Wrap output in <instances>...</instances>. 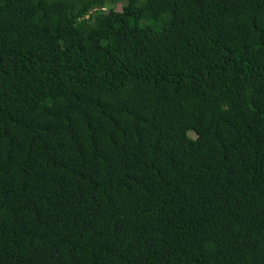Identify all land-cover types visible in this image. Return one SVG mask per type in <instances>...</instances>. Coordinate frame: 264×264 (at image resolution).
<instances>
[{"label": "trees", "instance_id": "obj_1", "mask_svg": "<svg viewBox=\"0 0 264 264\" xmlns=\"http://www.w3.org/2000/svg\"><path fill=\"white\" fill-rule=\"evenodd\" d=\"M0 264H264V0H0Z\"/></svg>", "mask_w": 264, "mask_h": 264}, {"label": "rangeland", "instance_id": "obj_2", "mask_svg": "<svg viewBox=\"0 0 264 264\" xmlns=\"http://www.w3.org/2000/svg\"><path fill=\"white\" fill-rule=\"evenodd\" d=\"M123 5H124V3H118V4L116 5L117 10H118V11H121V10L123 9ZM107 10H109V9H106L105 11H107Z\"/></svg>", "mask_w": 264, "mask_h": 264}, {"label": "clouds", "instance_id": "obj_3", "mask_svg": "<svg viewBox=\"0 0 264 264\" xmlns=\"http://www.w3.org/2000/svg\"><path fill=\"white\" fill-rule=\"evenodd\" d=\"M104 10H106V8H104Z\"/></svg>", "mask_w": 264, "mask_h": 264}]
</instances>
